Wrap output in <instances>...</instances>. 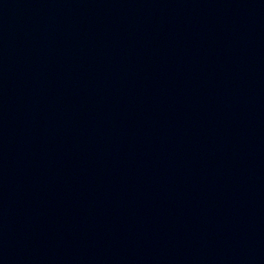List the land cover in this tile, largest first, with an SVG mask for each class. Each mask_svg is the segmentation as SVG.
<instances>
[{
    "label": "water",
    "instance_id": "water-1",
    "mask_svg": "<svg viewBox=\"0 0 264 264\" xmlns=\"http://www.w3.org/2000/svg\"><path fill=\"white\" fill-rule=\"evenodd\" d=\"M0 264H264V0H0Z\"/></svg>",
    "mask_w": 264,
    "mask_h": 264
}]
</instances>
